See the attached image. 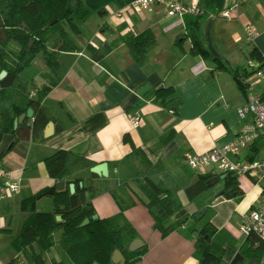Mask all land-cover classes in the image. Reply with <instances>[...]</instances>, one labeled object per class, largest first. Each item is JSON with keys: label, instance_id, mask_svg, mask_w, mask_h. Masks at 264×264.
<instances>
[{"label": "crops", "instance_id": "1", "mask_svg": "<svg viewBox=\"0 0 264 264\" xmlns=\"http://www.w3.org/2000/svg\"><path fill=\"white\" fill-rule=\"evenodd\" d=\"M181 1L201 6L199 0ZM231 7H234L231 18L210 14L202 27L200 24V30L210 53L236 66L241 56L233 54L232 46L241 40L244 24L252 22L260 31L263 29L264 0H224L223 9ZM119 9L108 5L104 14L90 15L82 23L90 30L88 37L78 39L77 35H70L78 51L58 54L56 83L31 108L32 115L27 120L29 137L14 142L0 159V167L19 185L16 192L0 196V264H34L12 247V241L28 215L20 207L21 200L42 189L48 190L60 180L48 176L43 157L64 149L83 156L93 165L105 161L111 186L117 168L114 162L131 150L130 143L122 140L124 134L150 161H160L176 180L180 187L177 198L184 212L195 214L204 209V213L195 216L197 219L188 217L161 237L147 208L137 200L124 211L136 238L147 247L135 264H199L193 256L194 241L205 222L221 232L225 240L220 264H264V251L259 260L242 252L246 236L239 232L246 212L260 201L264 188L260 173L252 168L237 175L239 194L226 197L220 188L212 186L189 200L184 188L195 181L196 172L181 160L186 151L201 153L233 139L242 124L235 109L247 102L250 94L238 88L229 71L216 70L214 63L190 54L189 40L183 42V52L174 47L176 38L184 31L182 16L171 15L165 6L153 4L139 14H129L121 22L115 18ZM130 25L134 33L150 30L155 39L142 67L132 61L120 39L131 31ZM78 27L80 36L82 27ZM253 45L264 55L262 33L256 36ZM41 61L32 72H25L26 68L20 75V86L31 96L52 79L43 57ZM26 82H31L32 87L25 86ZM157 86L173 88L172 96L180 101L177 114L152 102L151 91ZM256 87L253 92L260 94ZM130 114L140 117L137 127H132ZM263 155L260 149L256 158ZM48 195L35 201V210L52 209V198H47ZM90 202L98 218L119 210L108 191L91 197ZM53 237L55 244L45 253L48 262L63 258L57 243L60 230Z\"/></svg>", "mask_w": 264, "mask_h": 264}, {"label": "trees", "instance_id": "2", "mask_svg": "<svg viewBox=\"0 0 264 264\" xmlns=\"http://www.w3.org/2000/svg\"><path fill=\"white\" fill-rule=\"evenodd\" d=\"M131 1L133 0H0V71L6 72L0 78V139L3 134H11L14 142L29 137L28 119H24L16 128L13 127V121L27 108L40 103L56 83L58 54L78 51L70 37L71 34L80 33L78 25L94 13L104 14L108 5L122 8ZM199 2L201 6L196 14L182 15L184 31L176 38L174 47L183 52L182 44L189 40L190 54L199 55L207 62L214 63L216 70L229 71L238 88L246 94V84L242 79L251 72L240 65L230 66L226 61L213 56L200 30V24L205 18L210 14L216 15L223 9L224 0ZM120 39L126 45L132 61L142 67L146 63L148 50L155 44L152 32L148 29L139 33L128 31ZM38 54L42 55L52 79L41 85L35 95L31 96L20 86L19 80L21 73L31 66ZM248 57L264 61V55L255 45L248 50ZM173 93L170 86H157L151 91V100L177 114L180 101L178 97L172 96ZM259 95L264 98V92ZM122 140L130 143L131 150L114 162L117 168L111 186L108 185V177L90 172L89 168L93 164L73 151L58 149L43 157L48 176L62 179L65 184L62 189L54 190L48 195L53 202L50 211H38L34 208L35 201L44 196L47 189L21 200L20 207L28 211V215L12 241V247L17 252L24 254L34 264H92L94 261L98 264H113L110 257L112 251L118 249L125 259L124 264H135L147 247L143 244L138 249L128 250L129 242L137 234L126 220L124 211L137 200L147 208L153 227L161 237L183 224L188 217L195 218V214L186 212L175 217L182 210L177 198L180 187L176 180L166 172L160 161H150L127 134L123 135ZM248 148L246 158L252 161L260 151V138ZM84 170L87 174L85 177ZM221 175L223 178L212 184L214 177ZM236 176L232 173H196L195 181L184 188V193L189 200H193L205 189L222 184L219 189L222 190L221 193L231 197L235 192L240 193ZM69 183H74L73 192L69 191ZM103 191L111 194L119 210L108 217L90 219L95 214L90 198ZM55 215H59L61 219L57 221ZM86 217L89 218L88 223L80 226ZM57 230H60L57 243L63 258L48 262L45 253L55 244L53 234ZM224 241L221 232H216L209 222H205L197 231L193 256L199 264H220ZM241 250L247 257L259 260L264 251V241L255 234H249Z\"/></svg>", "mask_w": 264, "mask_h": 264}, {"label": "built area", "instance_id": "3", "mask_svg": "<svg viewBox=\"0 0 264 264\" xmlns=\"http://www.w3.org/2000/svg\"><path fill=\"white\" fill-rule=\"evenodd\" d=\"M153 4H161L167 8L171 15L182 16L183 14H196L200 6L196 2L185 4L181 0H133L126 6L115 12V18L124 21L129 14H139L142 10ZM234 7L222 9L218 14L224 18H231ZM134 32L133 26L130 25ZM262 33L258 27L248 22L243 25V35L247 42H254L256 36ZM247 71L250 75L242 79L246 84L249 95L247 102L236 107L235 111L242 124L234 138L228 142L214 145L210 149L194 153L186 151L182 154V164L188 166L196 173H232L241 175L249 169L257 170L264 180V155L252 161L247 160L245 153L247 148L258 138L261 140V152L264 154V98L253 92L256 87V79L264 78V61L248 58L246 60ZM32 95V93L30 94ZM129 121L132 127H137L140 117L137 114H130ZM18 182L11 178L9 174L0 167V196L9 195L18 190ZM239 232L247 236L255 234L260 240L264 241V188L261 190L260 201L257 206L250 208L239 226Z\"/></svg>", "mask_w": 264, "mask_h": 264}, {"label": "water", "instance_id": "4", "mask_svg": "<svg viewBox=\"0 0 264 264\" xmlns=\"http://www.w3.org/2000/svg\"><path fill=\"white\" fill-rule=\"evenodd\" d=\"M202 25L203 24L201 23V27H202ZM5 74H6V72L4 70L0 71V78H2ZM31 115H32V109L29 107L26 109V111L24 113H21L16 119H14L13 127L16 128L18 124L22 123L24 121V119L30 118ZM45 135H47V134H45ZM13 142H14V137L11 134H3L1 136V139H0V157L2 156V154L5 151H7L8 149L11 148V146L13 145ZM89 171L95 173L98 176L106 177L108 175V164L105 161L94 164L89 168ZM233 176H234V174H233ZM195 178L196 177H194L193 179H195ZM219 178H223V175H221L220 177H217V176L214 177L212 184L216 183L219 180ZM81 184H83V183H81ZM87 184H89V182H87ZM221 186H222V184H217L216 188H221ZM63 187H64V180L60 179L55 183V185L53 187L46 190L45 194H52L54 190H60ZM68 188H69L70 192H73L74 191V183H69ZM221 192H222V190L220 191V193ZM183 213H184V209H182L178 213H176L175 217H178L179 215H181ZM202 213H204V209L198 213H195V216H199ZM96 218H97L96 214H93L90 217V219H96ZM55 219L57 221H59L61 219V217L59 215H55ZM88 221H89V218H87V217L84 218L82 220V222L80 223V226L87 224ZM142 245H143V242L141 239L134 238L133 240H131L129 242L127 248H128V250H134V249H138ZM110 259H111V262L113 264H124V262H125L123 255L121 254V252L118 249H114L112 251ZM92 264H98V263L94 261Z\"/></svg>", "mask_w": 264, "mask_h": 264}, {"label": "rangeland", "instance_id": "5", "mask_svg": "<svg viewBox=\"0 0 264 264\" xmlns=\"http://www.w3.org/2000/svg\"><path fill=\"white\" fill-rule=\"evenodd\" d=\"M95 16V15H94ZM96 18V16H95ZM92 22V21H91ZM81 25L82 27V33L80 36H78L77 34V37L78 39H83L85 37H88L90 34H89V29H88V26L87 25H83L82 23L79 24ZM242 30L240 31L241 35H242ZM74 37V36H73ZM253 45L252 42H247L244 38V35H242V38L239 42H236L233 44L232 46V51H233V54L237 55V56H241L240 60H239V64L240 66H242L243 68L247 69V65H246V60L249 58L248 57V50L251 48V46ZM239 54V55H238ZM42 59V55L41 54H38L34 60V63H33V66L32 67H29L26 69L25 72L29 73V72H32L34 70L35 67H39L38 64L41 61ZM256 82V91L257 92H264V78L263 79H256L254 78V80ZM25 86L27 87H32V83L31 82H26L25 83ZM258 157V156H257ZM47 198H51V196H48ZM45 200H48V199H45ZM50 200V199H49ZM43 207H40V209H42ZM38 211H41V210H38Z\"/></svg>", "mask_w": 264, "mask_h": 264}]
</instances>
